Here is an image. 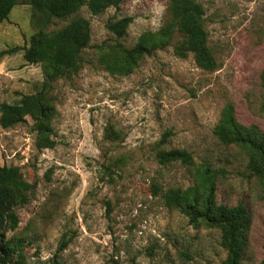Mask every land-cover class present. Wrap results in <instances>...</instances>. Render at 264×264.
I'll return each instance as SVG.
<instances>
[{"label":"rangeland","instance_id":"374dc122","mask_svg":"<svg viewBox=\"0 0 264 264\" xmlns=\"http://www.w3.org/2000/svg\"><path fill=\"white\" fill-rule=\"evenodd\" d=\"M168 0H122L98 15L82 7L91 39L82 68L56 80L51 89L56 114L51 148H38L32 120L0 126V165L19 168L33 184L30 200L15 210L18 223L6 237L23 240L10 264H214L225 257L220 232L193 225L161 196L192 184L196 166L223 167L219 203L242 202L251 219L243 264H264V203L259 183L244 170L239 149L219 142L213 129L230 102L237 119L264 131V0H197L202 3L209 45L218 66L198 67L191 53L179 57L170 45L144 57L129 74H111L97 61V49L115 37L106 24L131 17L118 39L131 47L146 30L158 29ZM31 7L15 5L0 23V50L24 45L39 26ZM67 20L53 19L47 30ZM38 64L21 51L0 58V101L18 102L39 88ZM116 133L106 139V131ZM169 131L165 144L158 147ZM185 148L194 164L161 165L156 149ZM157 187V188H155ZM65 248L58 251L61 241Z\"/></svg>","mask_w":264,"mask_h":264},{"label":"trees","instance_id":"16d2710c","mask_svg":"<svg viewBox=\"0 0 264 264\" xmlns=\"http://www.w3.org/2000/svg\"><path fill=\"white\" fill-rule=\"evenodd\" d=\"M122 0H0V23L8 18L11 9L18 4L31 7V22L39 28L30 35L27 44L14 45L0 50V58L21 51L27 64H38L42 71V81L33 93L21 96L18 102L0 101V126L11 128L32 120L38 148H51L55 141L50 138L52 122L56 114L54 99L51 96L53 83L60 78L76 74L83 64L84 49L89 47L91 28L89 20L78 14L84 7L92 15H98L108 7L117 6ZM205 9L197 0H168L166 17L156 30L143 31L131 47L118 41L122 37L131 17H122L106 24L107 30L115 37V42L97 49V61L111 74L131 73L144 57L153 55L170 45L179 57L192 54L198 67L213 71L218 63L209 45L204 23ZM53 19L67 20L63 26L51 30L47 27ZM264 91V67L260 76ZM264 114V99L260 104ZM220 143L235 147L245 158L244 170L254 178L261 189L264 203V131L256 124L241 123L235 107L227 102L213 129ZM169 131L165 132L158 147L165 144ZM106 139L114 140L116 133L111 129L105 133ZM156 160L165 165L180 162L194 164L191 152L185 148L156 149ZM223 167H212L202 163L196 166L192 184L182 189L168 188L161 196L167 207L178 209L188 217L191 224H202L216 228L220 232V245L225 257L214 264H243L244 254L249 245L251 215L242 202L233 205L219 203L216 198L217 182L224 176ZM157 188V187H155ZM33 193V184L23 179L19 168L13 165H0V264H10L13 254L21 249L23 240L7 238L6 232L16 228L17 207L27 203ZM264 225V209L263 219ZM61 241L58 251L65 248ZM49 264H62L56 254ZM129 264H138L134 260Z\"/></svg>","mask_w":264,"mask_h":264}]
</instances>
